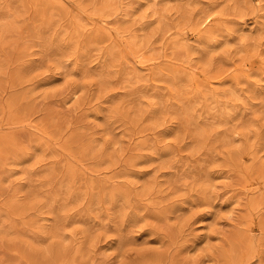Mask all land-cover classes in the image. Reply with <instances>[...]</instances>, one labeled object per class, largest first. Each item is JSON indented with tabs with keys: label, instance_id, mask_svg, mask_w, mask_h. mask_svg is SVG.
I'll return each instance as SVG.
<instances>
[{
	"label": "rangeland",
	"instance_id": "374dc122",
	"mask_svg": "<svg viewBox=\"0 0 264 264\" xmlns=\"http://www.w3.org/2000/svg\"><path fill=\"white\" fill-rule=\"evenodd\" d=\"M0 264H264V0H0Z\"/></svg>",
	"mask_w": 264,
	"mask_h": 264
}]
</instances>
